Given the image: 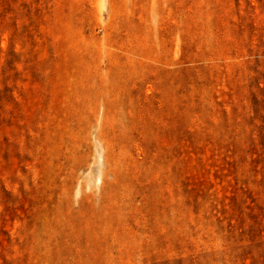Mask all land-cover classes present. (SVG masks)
<instances>
[{
  "label": "rangeland",
  "instance_id": "obj_1",
  "mask_svg": "<svg viewBox=\"0 0 264 264\" xmlns=\"http://www.w3.org/2000/svg\"><path fill=\"white\" fill-rule=\"evenodd\" d=\"M0 264H264V0H0Z\"/></svg>",
  "mask_w": 264,
  "mask_h": 264
},
{
  "label": "bare ground",
  "instance_id": "obj_2",
  "mask_svg": "<svg viewBox=\"0 0 264 264\" xmlns=\"http://www.w3.org/2000/svg\"><path fill=\"white\" fill-rule=\"evenodd\" d=\"M99 177H100V179L102 178L101 175Z\"/></svg>",
  "mask_w": 264,
  "mask_h": 264
}]
</instances>
